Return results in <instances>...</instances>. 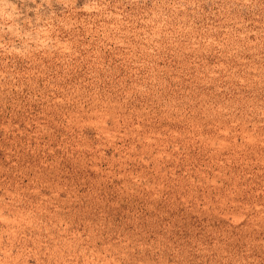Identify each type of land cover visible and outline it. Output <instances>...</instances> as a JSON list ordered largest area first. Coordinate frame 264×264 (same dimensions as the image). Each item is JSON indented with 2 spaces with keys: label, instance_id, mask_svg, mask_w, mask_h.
Segmentation results:
<instances>
[{
  "label": "rangeland",
  "instance_id": "obj_1",
  "mask_svg": "<svg viewBox=\"0 0 264 264\" xmlns=\"http://www.w3.org/2000/svg\"><path fill=\"white\" fill-rule=\"evenodd\" d=\"M0 264H264V0H0Z\"/></svg>",
  "mask_w": 264,
  "mask_h": 264
}]
</instances>
